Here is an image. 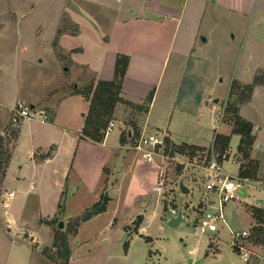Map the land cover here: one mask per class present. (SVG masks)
Segmentation results:
<instances>
[{
	"label": "crops",
	"instance_id": "1",
	"mask_svg": "<svg viewBox=\"0 0 264 264\" xmlns=\"http://www.w3.org/2000/svg\"><path fill=\"white\" fill-rule=\"evenodd\" d=\"M123 2L120 5L112 2L116 11L103 29V35L98 40L81 45L82 51L93 50L91 56L75 63L78 68L87 66L96 83L100 79H114L117 58L126 54L129 60L122 78V96L133 103H145L154 91L153 98L146 108L118 102L112 118L115 126L101 141L83 136L90 99L78 93L77 86L70 88L75 78L62 85L59 97V101L68 103L65 120L59 118V105L54 101L51 105L47 104L48 119L40 118V128L30 123L34 118L17 115L15 106L0 113V133L5 136L13 133L14 136L13 127L17 132L10 149L12 156L0 182V264H62L54 245V220L65 191V208L68 198L69 203L73 199L74 203H78L79 210L69 214L71 218L98 201L102 193L109 196L105 210L82 221L76 230L69 232L70 257L67 264H119L118 256L133 254L134 231L142 232L138 227L147 217L141 208L151 203L157 205L160 201L164 184L160 186L158 181L166 170L159 156L149 161L132 146L135 134L160 132L166 138V150H170V154L175 153L183 162L182 159L189 154L178 150L179 145H199L204 150L212 146L216 129L210 145L206 144L204 135L210 136L211 130L206 123L214 126L215 116H220V123H229L228 127L233 131L232 122L223 118L229 93L234 79L241 83L248 81L237 75L231 78L230 91L222 102L219 98L210 100L206 87L212 72L211 60L231 55L237 48L239 33L242 35L244 31L263 27L264 0ZM97 47L99 50H96ZM19 91L18 104H23L24 95ZM29 103L38 106L35 102ZM216 103L221 105L220 113ZM244 103L247 102L238 104L239 113L247 118L242 112ZM78 105L79 112L72 110ZM213 110L216 113L210 119L208 112ZM26 120L29 121L25 123ZM26 125L30 138L27 157L32 162V168L25 171L23 164L19 163L14 179H8V169L23 156ZM125 125L128 127L125 128ZM117 126L119 129H116ZM186 167L188 165H183L182 170L177 172L179 185L181 179L190 182ZM164 178L166 182H171L170 177ZM32 180L36 183L35 188L30 186ZM12 190L15 193L9 196ZM111 208L114 209L107 223L117 230L116 239L105 234L102 227L94 225L99 216L111 212ZM152 211L156 212V208ZM123 212L127 218L126 230L133 228L127 234L131 235L128 239L119 233L121 229L117 227ZM138 215L142 218L137 226L135 220ZM164 219L167 221L168 218L164 216ZM86 224L90 226L87 230H91V237L79 239ZM121 244L124 247H119ZM142 260L140 257L139 263Z\"/></svg>",
	"mask_w": 264,
	"mask_h": 264
},
{
	"label": "rangeland",
	"instance_id": "2",
	"mask_svg": "<svg viewBox=\"0 0 264 264\" xmlns=\"http://www.w3.org/2000/svg\"><path fill=\"white\" fill-rule=\"evenodd\" d=\"M112 2L116 5L124 3L123 0H0V113L6 111L10 106L17 107L18 93L21 90V94L24 95L22 97L23 105L30 104L29 102L38 104L34 110L35 117H32L35 120L30 121V123H35L37 128L42 125L40 122L41 113L47 112V104L51 105L53 101L59 105V118L65 120L69 107L66 101H59L63 91L62 85L69 80L72 81L73 78L75 80L70 82L71 89L75 88L77 81L79 82L77 88L94 82L91 70L87 66L78 68L75 61H83L86 57L91 56L93 50L82 51L80 50L83 48L81 45H87L91 43L90 40H98L103 35V29L110 23L113 13L116 11L112 7ZM71 45H75L74 48H66ZM96 50H99V47ZM211 62L213 63L212 72L206 87V93L210 100L219 98V102H222L230 91L231 78L238 75L248 82H252L254 76H258L260 82L255 84L250 97L247 96L248 94L243 88L244 83L234 79L227 100V111L223 115L225 120L233 124L236 117L235 112H239L238 104L247 102L243 104L242 112L248 119L253 120L256 139L251 154L259 161L258 175L256 178H249L240 197L226 204L225 215L229 226L220 222L217 231L209 230L201 235H196L194 233L195 212H201L208 207L214 196L205 189V181L209 172L208 164L214 154L210 155L208 150L203 148L196 150L187 146L183 152L188 153L189 156L184 157L185 159L183 158V162H181L175 153L170 154V150L166 151V155H162L159 150L154 156H159L165 164V175L162 178L170 177L171 182L165 180L157 205L151 203L149 206L141 208V212H144L147 217L138 227L142 232L134 231L132 236L133 254L128 257L118 256L119 264L260 263L258 254L264 251L263 245L253 242L250 238L244 240L245 244L254 251L251 260L246 261L233 244L234 237L230 227L235 230L244 228L252 230L256 221L252 215L251 207L261 205L263 203L261 200L264 199V25L259 30H247L242 35L239 33L237 48L233 49L232 54L221 59L216 57ZM259 67L260 70L257 71ZM57 87H59L58 90ZM54 90L56 91L54 92ZM234 97H237L236 102L233 101ZM216 105L219 106L220 113L221 105L218 103ZM72 110L79 112L80 105L73 106ZM215 113V110L209 111V118L211 119L212 115L214 117ZM219 118L220 116H215L214 126L210 122L206 123L211 132L210 136L204 135L205 142L207 145L211 144V136L215 133V129L222 133L227 131L232 136V140L230 141L229 157L224 158L223 166L233 175H239L241 154L238 151V145L241 135L232 131V128L229 129V123H220ZM27 121L29 120H26L25 123ZM184 125L186 126V123ZM127 127L125 125V128ZM180 127H182L181 124ZM116 129H119V126ZM24 133L23 156L8 169V179H14L19 163L23 164L22 168L25 171L32 168V162L27 157L30 147L27 125L24 127ZM138 136L135 134L136 138ZM14 139L13 133L7 135L6 147L8 149L12 148ZM167 154L169 155L167 156ZM234 158L236 159L234 160ZM25 162L30 164L27 165ZM185 164L188 165L186 172L191 182L185 180V183L192 188L187 193L181 191L179 182L176 181L177 172L181 171ZM66 195L67 192H63L62 200L56 210L55 230L59 228V222L63 220L65 223L63 229H69L71 232L74 228L71 221L74 218H71L69 214H74L79 209L78 203H74V199L69 203V198L67 199V208H65ZM180 205L185 206L187 219L178 226H171L164 216L168 218L171 206L178 207ZM154 207L156 212L152 211ZM113 209L111 208V212L99 216L94 225L102 227L105 229V234L112 235L113 239H116L117 230L107 223ZM122 214L117 227L121 229L119 233L128 239L131 238V235L127 236V234L133 228L126 230L127 218L124 217L126 213ZM87 225L89 224L83 226L84 230L79 239L85 236L91 237V230H87L90 226ZM145 232L153 237L150 238ZM116 243H118L117 240ZM127 246L128 243L125 242V247ZM119 247H124V245L121 244ZM57 254L63 264L65 260L63 249L60 253L57 248ZM140 257L143 260L139 263Z\"/></svg>",
	"mask_w": 264,
	"mask_h": 264
},
{
	"label": "trees",
	"instance_id": "3",
	"mask_svg": "<svg viewBox=\"0 0 264 264\" xmlns=\"http://www.w3.org/2000/svg\"><path fill=\"white\" fill-rule=\"evenodd\" d=\"M129 57L126 54H121L117 58L116 62V76L114 79L105 80L100 79L96 83L91 82L86 86L77 88V92L83 93L90 99V107L85 117V124L83 126V136L90 137L92 139L101 141L105 136V129L109 121L113 118V114L116 105L120 101H124L138 108H146L153 98L154 91H151L146 98L145 103H133L132 101L125 99L121 94L122 78L126 72ZM260 82L258 76H255L252 82H246L243 85L247 96L250 97L255 84ZM234 84V82H233ZM232 84V85H233ZM238 109V108H236ZM236 117L233 123V131L238 132L241 135L238 145V151L240 156V173L241 177L256 178L258 175L259 161L252 156V148L256 139V134L253 131V123L251 120L243 117L239 112H235ZM14 137H17L16 128ZM7 136L0 134V182L3 180L8 161L12 156V152L6 147ZM231 135L229 133L217 132L213 141V144L208 149V153L216 155V157L223 161L228 157L230 150ZM192 149H202L199 145H188L183 143L178 146V150L184 151L186 147ZM109 196L106 193H102L98 201L86 208L81 214L74 217L71 221L74 226L73 230H76L79 224L93 216L94 214L106 209ZM252 215L256 221L250 234V239L253 242L264 245V202L261 205H253L251 207ZM142 216L138 215L135 220V224L138 226ZM69 229L64 230L57 228L55 230L54 245L59 249V252L64 251L65 260L63 264H67L70 257V243H69Z\"/></svg>",
	"mask_w": 264,
	"mask_h": 264
},
{
	"label": "built area",
	"instance_id": "4",
	"mask_svg": "<svg viewBox=\"0 0 264 264\" xmlns=\"http://www.w3.org/2000/svg\"><path fill=\"white\" fill-rule=\"evenodd\" d=\"M36 106L32 104L23 105L19 103L15 108L17 115L24 117H35ZM43 120L48 119L47 112L41 113ZM115 126V121L111 119L105 129V133L111 131ZM5 135L3 132L0 133ZM134 147L140 150L144 157L149 161H154L155 154L160 150L162 155H166V138L158 131H149L139 134L136 138ZM169 154H167L168 156ZM209 172L205 181V189L207 192L212 193L214 196L209 203V206L204 208L201 212H195V228L194 233L201 235L206 231H217L219 229L220 222H224L228 225L225 215V206L228 202L240 197L243 192L245 184L249 181V177H241L239 175H233L228 172L222 161H220L216 155L208 164ZM165 183V179L161 178L158 184L161 186ZM30 186L35 188L36 183L31 181ZM14 191H9V196L14 195ZM179 206H171L168 217L178 212ZM186 214V211H185ZM187 215V214H186ZM229 226V225H228ZM232 233L233 244L236 250L243 256L246 261L251 260L252 253L254 252L249 248L244 240L248 239L251 234V230L244 228L241 230H235L230 227ZM264 249V245L262 246ZM260 263L264 264V251L258 254Z\"/></svg>",
	"mask_w": 264,
	"mask_h": 264
},
{
	"label": "water",
	"instance_id": "5",
	"mask_svg": "<svg viewBox=\"0 0 264 264\" xmlns=\"http://www.w3.org/2000/svg\"><path fill=\"white\" fill-rule=\"evenodd\" d=\"M202 38H205V36H202ZM78 84H79V82L77 81L75 83V86H78ZM216 100H217V98H216ZM233 101L236 102L237 97H234ZM180 189H181V191L186 192V193L190 191V187L183 181V179H181V181H180ZM261 201L264 202V199H262ZM186 219H187V215L185 214V206L180 205L178 212L176 214H172L168 217L167 223L171 226H178L182 221H184ZM64 225H65L64 221L61 220L59 222V227L63 228Z\"/></svg>",
	"mask_w": 264,
	"mask_h": 264
}]
</instances>
